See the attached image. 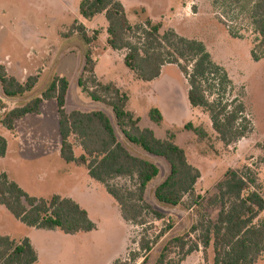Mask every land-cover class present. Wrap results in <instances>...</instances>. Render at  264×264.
<instances>
[{"label":"rangeland","instance_id":"obj_1","mask_svg":"<svg viewBox=\"0 0 264 264\" xmlns=\"http://www.w3.org/2000/svg\"><path fill=\"white\" fill-rule=\"evenodd\" d=\"M80 1L0 0V66L20 83H25L29 77L37 79L33 91L20 98L5 97L0 87V105L11 110L26 104L39 96L57 75L70 83L65 106L68 113L102 110L112 117L109 106L93 102L78 87L87 46L78 34L70 31L77 20L82 25L86 24L90 36L94 31L99 32L91 45L96 79L104 84L115 83L128 94L127 109L139 118L140 128L152 130L159 139H166L167 133L174 134V141L184 150L188 163L200 172L196 194L202 197L210 195L227 170H239L243 166L255 172L264 190V58L256 62L251 57L257 43L256 35L242 11L243 7L217 6L212 0H183L184 8L178 16L180 21L166 19L162 22V31L172 29L181 37L201 41L212 60L227 72L233 83L227 98L244 103V115L252 130L236 144L226 147L218 141L208 115L190 106L187 80L178 67L164 66L161 76L152 82L136 80L123 64L126 52L112 51L107 46L105 17L91 25L84 22L78 14ZM140 18L132 25L145 19L142 14ZM154 108L162 114L160 124L149 118V111ZM2 113L0 109V115ZM188 123L203 127L209 139L199 141L192 132L184 129ZM115 130L118 140L130 154L152 162L160 170L158 177L149 184L145 200L166 217L165 220L151 222L153 226L148 234L152 239L168 223L173 224V228L151 251V264L166 241L182 235L194 239L196 234L190 232L192 225L203 216L214 220L218 210L194 212L182 206L160 205L154 198V190L168 176L169 165L165 160L146 155L131 145L117 126ZM0 136L7 142L6 155L0 158V174H8L9 179L17 182L30 196L71 198L87 211L96 224L92 232L75 235H66L58 230H40L17 221L0 205V219L3 220L0 233H8L15 240L29 238L39 256L36 264H113L115 260H126L131 253L139 251L138 242L144 228L126 223L121 218L115 200L102 184L91 180L85 166L66 164L60 158L61 140L54 100L43 102L39 115H28L17 121L12 131L0 124ZM73 142L74 154L79 157L82 150ZM112 184L132 187L127 179H115ZM213 257L212 246L205 250L200 247L181 264H213ZM139 262L141 259L136 263ZM256 264H264V256Z\"/></svg>","mask_w":264,"mask_h":264},{"label":"trees","instance_id":"obj_2","mask_svg":"<svg viewBox=\"0 0 264 264\" xmlns=\"http://www.w3.org/2000/svg\"><path fill=\"white\" fill-rule=\"evenodd\" d=\"M212 2L217 6L243 7L242 11L256 35L257 43L251 57L256 62L263 59L264 0ZM78 12L89 22L104 14L107 46L112 51L126 52L123 64L136 80L152 82L160 77L164 66H177L187 80L190 106L208 115L218 141L224 146L236 144L251 132L250 123L244 115V103L227 98L229 90L234 87L232 81L227 72L212 60L201 41L181 37L172 29L162 31L161 23H153L149 19L132 25L118 0H81ZM70 31L78 34L87 46L78 87L93 102L109 106L112 117L102 110L68 113L65 106L70 83L65 77L54 75L40 95L26 104L11 110L0 105L3 110L0 124L12 131L17 121L28 115H39L43 102H56L60 158L66 164L85 166L89 177L102 184L115 200L121 218L126 223L144 228L138 242L139 251L131 253L126 260H115L113 264H149L151 251L173 228V224L168 223L150 239L148 231L152 229L151 222L165 220L166 217L145 200V192L160 170L152 162L130 154L118 140L115 126L121 129L131 145L146 155L165 160L169 165L168 176L154 190V198L160 205L182 206L194 212L200 209L218 210L214 220L203 216L192 225L190 232L196 234L194 239L182 235L166 241L151 264H181L200 247L205 250L210 246L213 249V264H256L264 256V190L255 172L248 166L239 170L229 169L216 184L213 193L206 197L196 194L200 172L188 163L184 150L174 141V134L167 133L166 139H159L152 130L140 128L139 118L127 109L128 94L115 83L104 84L96 79L91 45L97 40L99 32L94 31L90 36L77 20ZM232 36L236 37L235 34ZM36 84L35 77L20 83L0 66V87L5 97H23L32 92ZM149 118L155 124L163 120L156 108L149 111ZM184 129L192 132L199 141L209 139L201 126L188 123ZM73 141L82 150L79 157L74 154ZM6 150L7 142L0 136V158L6 155ZM115 179H127L132 187L115 186L112 184ZM0 205L17 221L31 228L58 230L66 235L89 233L96 229L87 211L71 198L60 195L49 199L30 196L6 173L0 174ZM138 259L141 262L136 263ZM37 261V253L28 238L17 242L8 236H0V264H36Z\"/></svg>","mask_w":264,"mask_h":264},{"label":"crops","instance_id":"obj_3","mask_svg":"<svg viewBox=\"0 0 264 264\" xmlns=\"http://www.w3.org/2000/svg\"><path fill=\"white\" fill-rule=\"evenodd\" d=\"M118 1L124 7L126 16L128 18V21L130 22V24H133L135 21H138L139 19H141L140 18L141 14L144 15L145 19H149L153 23H161L162 24V22H166V19H170V20H172V22H176V20L180 21V19L178 17L180 15L179 12L182 8H184L183 5L185 3V1H183V0H118ZM174 8L177 9V12L174 11ZM175 12H176V14L173 16V14ZM78 14H79V12H78ZM129 15H130V18H129ZM101 17L104 18V14L97 16L93 21H90V22L86 21L85 19H83V20H84V22L90 23V25H91V24H93V22H95L96 20H98ZM83 24H85V23H83ZM83 26L85 27L86 24ZM162 71H163V69H162ZM161 74H162V72H161ZM58 154L60 156L59 150H58ZM2 223H3V220L0 219V225H2ZM0 236H8L11 239L15 240L13 238V236L11 237V235L8 233L7 234L0 233ZM23 239H21V240H23ZM21 240H15V241L19 242ZM30 242H31V240H30ZM31 244H32V242H31ZM32 246H33V244H32ZM33 248L35 249V251L37 253L36 248L34 246H33ZM37 256H38V253H37ZM38 260H39V258H38Z\"/></svg>","mask_w":264,"mask_h":264}]
</instances>
